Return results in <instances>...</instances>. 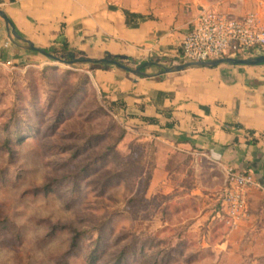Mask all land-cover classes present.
<instances>
[{"label":"rangeland","instance_id":"rangeland-1","mask_svg":"<svg viewBox=\"0 0 264 264\" xmlns=\"http://www.w3.org/2000/svg\"><path fill=\"white\" fill-rule=\"evenodd\" d=\"M90 67L0 62V264H216L197 221L217 202L190 190L218 170L129 130Z\"/></svg>","mask_w":264,"mask_h":264},{"label":"crops","instance_id":"crops-1","mask_svg":"<svg viewBox=\"0 0 264 264\" xmlns=\"http://www.w3.org/2000/svg\"><path fill=\"white\" fill-rule=\"evenodd\" d=\"M253 1L262 15L261 0H0L19 35L0 16V62L43 55L29 43L48 52L66 45L91 59L93 85L129 130L216 167L210 189L198 183L190 190L217 202L197 221L211 217L204 239L216 264H264V62L161 71L186 62L180 44L203 8L241 17ZM260 54L255 48L242 58ZM226 168L249 169L259 184L246 190V213L235 226L216 219ZM166 174L155 169L151 188Z\"/></svg>","mask_w":264,"mask_h":264},{"label":"built area","instance_id":"built-area-1","mask_svg":"<svg viewBox=\"0 0 264 264\" xmlns=\"http://www.w3.org/2000/svg\"><path fill=\"white\" fill-rule=\"evenodd\" d=\"M255 48L264 54V21L256 14L248 12L233 17L216 9L203 8L182 39L180 54L186 62H201L224 57L242 58ZM252 186L259 184L251 170L225 169L224 191L218 211L224 223L235 226L243 217L247 208L246 190Z\"/></svg>","mask_w":264,"mask_h":264},{"label":"water","instance_id":"water-1","mask_svg":"<svg viewBox=\"0 0 264 264\" xmlns=\"http://www.w3.org/2000/svg\"><path fill=\"white\" fill-rule=\"evenodd\" d=\"M0 16L4 19L5 23L8 25L9 29H10V32L11 34L14 36V37H19V35L16 33L15 31V27L14 25L11 23V21L9 20V18L5 15V13L0 10ZM29 47L30 49L32 50H35V51H38L40 53H42L43 55L55 60V61H60L59 58L53 54H51L50 52L48 51H45L44 49L42 48H39V47H35L33 46L31 43H29ZM103 61H108V62H111V63H114L115 65L121 67V68H124V69H128L127 66L119 63L118 61H115V60H109V59H102ZM88 61H91V59L89 58H84V57H78V58H74V59H70L67 61V63H75V62H88ZM223 62H232V63H235V64H247V65H253V64H257V63H260V62H264V54H260V55H257L255 57H246V58H231V57H224V58H218V59H213V60H209V61H201V62H185V63H182V64H179V65H175L171 68H166L164 69L163 71L161 72H169V71H172V70H179V69H182L186 66H189L191 64H199V65H217L219 63H223ZM136 72H139V73H142L141 71H139V68L137 70H135Z\"/></svg>","mask_w":264,"mask_h":264},{"label":"trees","instance_id":"trees-1","mask_svg":"<svg viewBox=\"0 0 264 264\" xmlns=\"http://www.w3.org/2000/svg\"><path fill=\"white\" fill-rule=\"evenodd\" d=\"M125 14L128 15V16H132L133 15L132 13H129L128 11H125ZM49 52L51 54L57 56L60 61L67 62L69 60L68 59L69 58L68 55H69V52H71V50L66 45H63L61 48H52V49L49 50ZM85 81H87V84H90V79H89L88 75H85ZM109 102H110L111 107H114L113 102H111L110 100H109ZM15 120H16V118H13L11 120V122H14ZM10 132H11V134H13L15 132H16L15 134L19 133L17 128H15V130L10 129ZM10 138H11L10 135H8L6 140L9 141Z\"/></svg>","mask_w":264,"mask_h":264}]
</instances>
